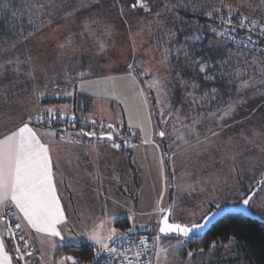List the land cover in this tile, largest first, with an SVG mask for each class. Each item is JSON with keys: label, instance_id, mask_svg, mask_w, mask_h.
<instances>
[{"label": "rangeland", "instance_id": "rangeland-1", "mask_svg": "<svg viewBox=\"0 0 264 264\" xmlns=\"http://www.w3.org/2000/svg\"><path fill=\"white\" fill-rule=\"evenodd\" d=\"M7 2H18L15 13L20 15H17V18L29 20V13L22 16L24 5L28 0H7ZM47 2L48 0L45 1ZM82 2L83 6L78 7H71L68 4L66 9L68 13H57L56 11H63L59 7L50 8L49 12L53 15L50 17L45 15L44 26L40 27V22L36 21V28L30 25L28 34L21 31L16 38H9V35L0 33V66L5 65L8 59L14 61L16 56L23 59L31 55L36 69V79L33 81L24 75L26 66H21L17 87L11 90L7 100H0V130L5 131V125L11 127L13 123L19 122L22 115L26 118L29 111L35 116L37 114L35 110L38 108H53L51 105L47 106L48 103H40V98L44 95H33L34 88H38L39 92L49 96L63 95L62 93L69 92V88H72L73 93L77 91L91 94L93 102L101 104L102 107L112 104L113 109L117 111V115L114 114L115 118L122 120V116L124 120H127V125L131 121V124L138 128L134 130L138 136L137 143L148 145L143 147L138 158L134 151L135 147L132 146V157H129L132 167L129 173L126 158L114 157L115 166L113 176L110 174V177H118L119 182L111 178L115 185L114 189L109 185L112 196L109 195L107 200L103 199L104 204L107 203V212L104 209V213H95L94 204L93 206H87L86 203L80 205V210L69 217L67 230L71 231L68 234L78 236L80 233H85L91 229L93 223L99 224L102 219L111 215H116L118 219L125 217L127 220L131 215L134 216L137 225L132 234H146L148 246L152 248V241L158 233L157 222L161 216V208L170 210L171 221L182 224L196 223L200 221L202 215L206 214L205 209L211 210L216 204H220L221 207L234 204L239 200L236 188L246 189L252 181L262 178L261 174L264 173V143H262L264 141V88L258 85L256 88L238 92L236 89L242 80L237 78L236 82L230 83L231 90H235L232 98L221 101L215 96V99L209 101L204 97L205 91L192 88L195 82H186L180 77L178 71L170 70L175 65L173 62L172 67L168 66L172 53L165 61L163 50L169 46L168 36L175 31L163 22L164 17L168 15L162 14L160 18L155 16V11H160L162 7L152 3V13L124 7V15H121L119 6H114V0H82ZM241 2L247 5L246 13L244 10H241V13L250 17L254 14L256 6L260 4V0H190V5L192 12L201 10L204 13L223 3L232 4L235 9ZM4 4L0 1V6ZM260 11L264 12V7H261ZM12 20L15 18L13 17ZM165 26L172 31L164 32L162 34L165 36L164 39H158L157 33L161 27ZM25 37L27 39H24ZM4 40H8L9 43H3ZM13 41L18 42L16 51L10 47ZM60 45L65 47L61 48ZM5 49L8 50L5 51ZM173 55L179 65L186 63L183 56L178 58L174 51ZM254 57L259 59L256 55H250L248 61L250 62ZM189 63L191 65V62L187 61L188 65ZM129 65H133L131 71L128 68ZM233 65L237 68L241 67L235 59ZM14 67L15 64L8 66L9 79H13ZM65 68L75 80L74 84L65 80ZM3 71L4 69L0 67V72ZM229 71L232 69L230 68ZM260 71L261 65L256 64L247 69L241 68V75L243 80H248L249 77L258 78ZM80 72L86 73L83 77V85L80 83ZM142 72L146 74L141 75ZM157 78L162 85L159 92L149 87L153 79ZM139 79L143 89L139 85ZM8 82L9 80L0 78V93ZM234 83L238 86H234ZM175 88L178 90V103H174ZM255 89H259L258 95H254ZM235 101H242V105L244 103L246 105L241 110L236 108L235 114L228 117L231 121H227L226 127L234 128L236 130L234 134L227 135L224 131L216 132L218 135L211 136L208 143H198L208 137L210 130L204 117L212 116L213 110L221 109L222 111L223 107ZM56 104L58 108H63L65 105L64 103ZM57 112L56 110L54 113ZM162 113L166 122H162ZM235 115H237V121L232 125ZM87 117L97 119L101 123L107 121L101 118L102 116L88 115ZM111 119L114 118L111 117ZM194 121L196 123L193 125ZM184 125L193 126L194 131L190 133L189 128ZM37 127L47 130L49 128L56 134L58 131L49 126ZM141 127L143 131L140 130ZM161 130L166 132L164 137L158 135ZM78 132L77 128H65L58 131L60 136L63 133L67 136L74 134L73 137ZM149 136L154 144L144 143L145 137L149 138ZM256 138H258L257 145L254 141ZM89 139L93 142L110 144L95 137ZM115 139L119 142L117 137ZM157 148L159 151L161 149L162 167ZM214 149H219L218 154L227 158L223 183L215 180L218 176L215 174L218 170L216 166L211 172L208 169L209 153H213ZM257 154L259 158L256 157ZM222 163L223 160L220 179L223 171ZM161 170L166 172V183L160 182ZM161 189L163 195L158 198L157 195ZM262 205H264V193L257 197L250 211L257 213V210H260L261 212L257 214L264 218ZM114 222L109 219L108 226H115ZM128 222L131 226V221L128 220ZM172 236V239L163 242L164 247H167L169 243L176 245L175 235ZM180 239L184 240L183 245L176 247L169 254L167 264H242L234 259L232 251L223 248H217L213 253L207 250L203 254L197 253L195 257H189L187 255L190 251L187 248L188 239L182 237ZM62 244L64 242L58 240L55 247L50 241L42 245L40 258L39 252L37 255L35 250L38 260L32 259L31 256V264H53L54 261L61 264L65 261L64 256L55 255V252ZM30 250L33 252V248Z\"/></svg>", "mask_w": 264, "mask_h": 264}, {"label": "snow or ice", "instance_id": "snow-or-ice-1", "mask_svg": "<svg viewBox=\"0 0 264 264\" xmlns=\"http://www.w3.org/2000/svg\"><path fill=\"white\" fill-rule=\"evenodd\" d=\"M117 5L121 15H124V7L143 10L146 13L153 12V5L150 0H130V2L129 0H114V6ZM156 6L162 7L167 12L187 7V4L182 5L171 2L170 5L164 0H156ZM4 7H8V5L5 4ZM24 7L27 8L29 13V24L36 28V21H39L40 27H43L44 16L46 14L49 17L52 15L49 12L50 8L59 7L61 10H65L68 5L64 4L63 0L59 5L55 3V0H48L47 3L40 2V0H28ZM261 7H264V0H260V4L256 6L251 17L241 13V10H244L245 13L247 10V5L243 2L235 9H233L232 4L227 3L211 8L203 15L211 24L215 25V27L206 26L213 35V39L208 40L207 45H200V42L207 38L200 26H197L191 36H186L183 42L176 39V32H172L168 36L169 46L163 50L165 61L174 51L178 58L183 56L186 61L190 60L192 64L199 65V72L204 74L207 80H215L218 71L220 78L227 80L228 83L234 82L237 78L242 80L236 89L238 92L256 88L258 85L260 88H264V12L260 11ZM234 14L239 16L238 20L233 19ZM12 15L15 16L16 13L13 12ZM161 15L162 13L159 10L155 11L157 18H160ZM181 23L185 22L181 21ZM242 33L244 34L242 35ZM29 35H32V33H29ZM3 43L8 44L9 41L4 40ZM17 43V41L11 42L10 47L13 51L17 50ZM198 46L201 47L200 55L196 54ZM60 47L64 48L65 45H60ZM204 48H207L208 52H204ZM7 50L5 49V51ZM213 51L216 53L215 56L212 55ZM256 53L259 54V59L254 57L249 62L248 57ZM234 59L237 64L241 65L240 68L233 65ZM13 64H15L12 69L13 79H9L7 69L8 66ZM256 64L261 65L259 77H249L248 80H243L241 68L247 69V67ZM21 66H26L24 72L26 78L35 81L36 69L31 55H27L23 59L16 56L14 61L8 59L5 65L0 66L4 69L3 72H0V78L9 80L8 84L3 86L0 100H7L11 90L17 87ZM128 68L131 71L133 65H129ZM230 68L232 71H229ZM208 73H211V75ZM85 74V72L79 73L81 85L84 83L83 77ZM145 74L146 72L141 73V75ZM64 78L70 83H75L67 68L64 70ZM149 87L155 88L159 92L162 87L161 81L158 78L153 79ZM198 87L196 84L192 85L194 90ZM216 93L217 89L213 88L211 93L205 92L204 97L211 101L215 99ZM44 94L39 92L38 88L33 89V95L42 96ZM62 94L71 96L73 93L64 92ZM240 103L242 101L229 103L222 111L218 110L216 113H211V115L220 120L231 117L236 111L237 104ZM145 104H147L146 99ZM35 111L37 113L35 116L29 111L26 118L22 115L18 123H13L11 127L5 125V131L0 133V226H2L0 227V264H31L32 252L29 251V248L31 247L30 237L33 232L43 235L45 239L41 240L42 244L50 237H58L61 242L66 239L63 228L68 224V217L57 193L50 149L47 144L42 142L41 134L31 126L34 123L43 122L45 116L48 120H51L56 110L53 108H38ZM161 116L162 122H166L163 113ZM148 122H151L150 117ZM195 123L194 121L193 125ZM91 124L95 126L96 121L92 120ZM106 127L107 131L102 132L99 137L96 136L95 131L86 132L83 128L76 135L95 137L98 140L110 142L112 149H120L121 143L115 139L120 133L115 130L111 123ZM129 127H132L131 121ZM184 127L189 128L190 133L194 131L193 126L184 125ZM140 130L143 131V128L141 127ZM52 134L55 135V133ZM158 135L164 137L166 132L161 130ZM216 135L218 133H211L212 137ZM208 141L209 137H205L204 141H198V143L206 144ZM149 142V140L144 141V143ZM98 155L99 153H97ZM261 176V179L252 181L246 189L236 188L239 203L244 208H250L257 197L264 193V173ZM113 179L119 182L118 177H113ZM101 195H104L103 191H98L97 196ZM104 207L107 212V205ZM223 210L220 204H216L215 208L204 210L206 214L202 215L200 222L182 224L170 222V210L161 208V219L157 222L158 233L152 241V248H149L144 237H140L138 240L131 238L130 234L134 233L137 227L135 218L131 215L128 216L131 226L127 229L121 230L115 226L109 227V219L112 221L118 219L116 215H111L102 219L99 224L93 223L89 231L78 235L84 236L90 242L91 259L88 264H167L169 254L176 247L183 245L184 240L180 239L181 237H189L191 234L204 229ZM140 227H144V225H140ZM25 229L28 231L26 232ZM172 234H175L176 245L169 243L167 247H164L163 242L172 239ZM77 238L78 236H68L67 240L72 242ZM225 239L228 243L221 242L219 245L216 240H213L208 248L209 253H213L218 247L231 251L235 236L229 235ZM12 240L16 241L15 256L11 255L12 249L7 243V241ZM203 252L204 249L200 248L188 251L187 255L195 257L197 253L203 254ZM68 259L73 258L68 257ZM53 264H58V262L54 261ZM73 264H82V261L73 260Z\"/></svg>", "mask_w": 264, "mask_h": 264}, {"label": "crops", "instance_id": "crops-1", "mask_svg": "<svg viewBox=\"0 0 264 264\" xmlns=\"http://www.w3.org/2000/svg\"><path fill=\"white\" fill-rule=\"evenodd\" d=\"M0 1H2V0H0ZM45 1L46 0H40V2H45ZM151 1H153V0H151ZM181 1L182 0H164V2L170 3V5H171V2L178 3ZM63 2L66 5L69 4V6H71V7L83 6L82 0H79V1L78 0H63ZM55 3L57 5H59L61 3V0H55ZM153 3L156 4V0H154ZM56 12L57 13H61V12L64 13V12H66V9L63 11H56ZM66 13H68V12H66ZM17 15H20V14L16 13L15 16H17ZM24 15L25 16L27 15V12H25V10H24V14H22V16H24ZM11 16H13V15L11 14ZM44 20H45V16H44ZM140 79H139V85L143 89L142 85L140 84ZM234 82H236V80H234ZM234 86H238V84L234 83ZM71 89L72 88H69V92H72ZM255 92L256 93L254 95H256V94L258 95L257 89H255ZM81 93H85V92H81ZM85 94H89V93H85ZM89 95L92 97V106H91L90 111L88 112V115H93L95 117L102 116L101 118H104L105 120H107L106 122H112L113 124L119 123V125L122 124V125L126 126V128L129 130H133V131L135 129L138 130V128L135 125H132V127L130 128L129 125L126 124L127 120L126 119L124 120L122 116H121V118H122V120H124L123 123H122V120H120V118H115L114 114L116 113V115H117V111H115L113 109L112 104H110L106 107H102L101 104H98L97 102H93V96L91 94H89ZM251 96L253 98V94H251ZM253 100H254V98H253ZM256 101H254V102H256ZM56 103H58V102H51V103H48L47 106H50V105L53 106V109L57 110L59 113H66L68 111L67 110L68 109L67 103H64L65 105L63 106V108H58L57 107L58 105ZM59 103H61V102H59ZM245 105H246V103H244L243 105H242V103H240V104H237L236 108L238 110H241V108L244 107ZM45 108H47V107H45ZM45 108H43V109H45ZM97 108L99 109V111ZM144 109H145V105H144ZM219 110H221V109H219ZM217 111L218 110H213V112H211V113H214ZM111 117H113L114 119H111ZM212 117H213V119H212ZM204 118L207 120V121H205V123L208 124V127L210 129L208 131L209 132V134H208L209 138L211 137L212 132L224 131L225 133H227V135H232V134H234V131H236L234 128L233 129L232 128L227 129V127H226L227 121H231L230 118H228V117H225L222 120H220V119L215 118V116H213V115L212 116L207 115ZM236 118H237V115H235V119L233 120L232 125L234 124L235 121H237ZM31 126L36 128V130L41 134L42 142L49 146L51 161H52V164L54 166L53 172H54V180H55L56 187H57V193L61 199L62 206L66 210L68 222L70 221L69 217L72 215H75V213H76L75 211L80 210L79 206L84 204V203H86L87 206L88 205L93 206V204H94V207H96L95 213H100V212L104 213V209H105L104 206L107 203L104 204L103 199L107 200L109 198V195L112 196V191L110 190V186L111 187L115 186L113 180L111 179L113 177H110V174L113 176V168L115 166L114 157L117 156L121 159L126 158L127 166H128V173H129L131 171V167H132L130 165V159H129V157H132L131 154H132L133 150L131 148L135 147L136 150L134 149V151H135L136 156H137L136 158H138L139 154L144 149L143 147L148 145V144L139 145L138 143L133 145V147H132V145L128 146V147L123 145L120 147V149L117 150V149H112L110 144H108V143L93 142L92 139H89L86 136L82 137V136L75 135V137H72L74 134L73 135L70 134L69 136H67L63 133H61L62 135L60 136V134L58 133V131H60V130H58V129H57L58 131L56 134L53 130H50L49 128L47 130L46 128L39 129V127H37V125H31ZM153 131H155V129H153ZM2 132H4V131L0 130V133H2ZM52 133H55V135H53ZM135 133L137 134V132H135ZM250 134H252V132ZM61 137H63V138H61ZM150 137L151 136H149V138L145 137V139L149 140L151 144H154L153 139H151ZM254 141H255V145H257L258 138H256ZM262 143H264V141ZM245 145H244V147H245ZM218 151H219V149L218 150L214 149L213 153H209V159H208L209 168L208 169L211 172L214 169V167L216 166V168L218 170H217V172H215V174L218 176H216L217 178H215V180L219 181V183L220 182L223 183V182H225V175H226L225 168L227 167V158L223 157L224 155L221 156V154H218ZM255 151H254V153H255ZM160 152H161V149L159 151V148H157V154L159 157V162H160L161 167H162L163 161H161L162 156L160 155ZM97 153H99L98 156H97ZM256 157L259 158V155L257 154ZM109 158H111V159L109 160ZM222 160H223V163H222L223 164V171H222V178L220 179V177H221V161ZM133 162L135 163L136 161H133ZM121 168L122 167H120V169ZM165 173H166L165 171L161 170V178H160L161 183H166V174ZM113 189H114V187H113ZM98 191H103L104 195H101L98 197L97 196ZM161 193H162V189H161L159 195H157L158 198H160ZM88 213H92V211H88ZM68 225H69V223L67 224V226ZM67 226H64V228H63V234L66 237V239L63 241L64 244L76 243L79 241H85V242L90 243L89 241H87V239L84 236H79V235L75 241L69 242L67 240L68 236H77V235L68 234L69 230H67ZM0 227H2V226H0ZM25 231L27 232L28 230L25 229ZM43 239H45V238L43 237L42 234H37L35 232H33L32 236L30 237L31 248H33L34 253L36 250L37 255L39 252V258H40L41 253H42V249L40 248L42 245L48 244L50 241V242H52V245H54V247H55L56 244L58 243V240L60 241V239L58 237H50V238H47L45 240V242L42 244L41 240H43ZM38 249H40V251ZM56 252H55V255H57ZM11 255L15 256L16 255L15 251L11 252ZM32 259H34L36 261L38 260V258L35 254L32 257ZM64 260H65V257H64ZM63 262H65V261H63ZM63 262L61 264H63Z\"/></svg>", "mask_w": 264, "mask_h": 264}, {"label": "trees", "instance_id": "trees-1", "mask_svg": "<svg viewBox=\"0 0 264 264\" xmlns=\"http://www.w3.org/2000/svg\"><path fill=\"white\" fill-rule=\"evenodd\" d=\"M2 2L7 4L8 7L5 8V4L3 6H0V33L9 35V38H16V36L21 31L25 33L27 32L28 34V31L31 29L30 24H28L29 20H25L23 18L18 19L17 16H11L13 12H16L18 2L10 3L7 2V0H2ZM153 2L154 0H150L151 4ZM178 4H187V7H181L176 11L167 12H165L163 8L160 9V12L162 14L168 15V17H164L165 21L163 22L171 26V28L177 33L176 39L180 42H183V39H185L186 36H191L196 30L197 26H200L203 29V34L207 37L205 40L200 42V45H207L208 40L213 39V35L208 31V27L206 26H212L214 24H211V22L203 15V12L201 10L192 12L193 9L190 5L189 0H182L181 2H178ZM24 10L28 13L27 8H24ZM233 16L234 19H239L238 15L234 14ZM13 17L15 18V20L11 21ZM181 21H184L185 23H181ZM169 31L172 30L168 29L166 26L163 28L161 27L156 36L158 39H164L165 36H163L162 34ZM243 34L244 33H242V35ZM203 51L208 52V49L204 48ZM196 54H201L200 46L197 47ZM212 55H216L215 51L212 52ZM253 55L259 57L258 53ZM187 61L183 65H179L177 63L178 61H175L172 52L169 58L168 66L171 65L172 67L173 62H175L174 67H172L170 70L178 71L180 77L186 82H195L196 85L199 86L198 88H196L199 91L211 93V90L215 88L217 89V93L215 96H217L221 101H225L226 99L233 97L235 90H231L230 83H228L227 80L220 78V74L218 71L216 72L215 80H207L205 79L204 74L199 72V65H194L192 63L191 65L190 63L188 65ZM208 74L211 75V73ZM174 94V103H178L179 100L177 99V88H175ZM51 102L67 103L68 111L66 113L72 115L77 120H80L88 116V112L90 111L92 106V97L89 94L74 92L71 96H49L44 94V96L40 98V103L45 104ZM33 125H36V123H34ZM121 126L123 128H126V126L122 124ZM237 203H239V200L234 202V204ZM248 209L250 211V208ZM257 211V213L261 212L260 210ZM257 213H252L250 211L251 216H246L243 213H228L218 218L204 233L188 239L187 248L190 250H198L200 248H203L204 251H207L210 243L213 240H216L218 244L221 242L227 244L228 241L225 238L229 235H234L235 242L232 246L231 251L234 254L235 260L240 261L242 264H264V218H262V216ZM114 225L121 229H126L130 226L128 220L125 217L117 219L114 222ZM7 243L8 246L12 249L11 252H14L15 249L13 241H7ZM89 245L90 243L85 241L66 243L60 245L56 253L57 255H62L64 257L70 256L73 258H78L88 263L91 259ZM218 249H220V247H218ZM34 254L35 253L33 252V255Z\"/></svg>", "mask_w": 264, "mask_h": 264}, {"label": "built area", "instance_id": "built-area-1", "mask_svg": "<svg viewBox=\"0 0 264 264\" xmlns=\"http://www.w3.org/2000/svg\"><path fill=\"white\" fill-rule=\"evenodd\" d=\"M234 19V16H233ZM237 20V19H234ZM211 27H215V25H212ZM94 119L91 118H83L80 120H77L76 118H74L72 115L67 114V113H54L53 117L51 118V120H48L47 116H45V120L43 122L40 123H36V125L38 126H49V127H53L59 130V128H77L78 131L80 132L81 128L84 129V131L88 132V131H95L96 135L101 134L102 132L107 131V125L109 124V122H105V123H101L98 120L95 119L96 124L95 126H93L91 124V121ZM113 124V123H111ZM115 130L120 133V135H117L116 137L119 139V143H121V146L128 144V146H133L137 143L138 141V136L137 134L133 131V130H129L127 128H123L121 125H115L113 124ZM62 131V130H60ZM73 137V136H72ZM140 237H144L145 240L148 243V237L146 235L143 234H131V238L133 240H138V238ZM14 243V249L16 246V241L12 240ZM31 248V247H30ZM29 248V251L31 252ZM33 252H32V257H33ZM68 257L70 256H65V262L63 264H73V260H80L78 258H73V259H68ZM82 264H88L84 261H82Z\"/></svg>", "mask_w": 264, "mask_h": 264}, {"label": "water", "instance_id": "water-1", "mask_svg": "<svg viewBox=\"0 0 264 264\" xmlns=\"http://www.w3.org/2000/svg\"><path fill=\"white\" fill-rule=\"evenodd\" d=\"M59 130H63V128L61 127V128H59ZM96 136L99 137L100 134H98V135H96ZM86 137H88V136H86ZM88 138H92V137H88ZM125 146L128 147V144L125 143ZM222 208H223L224 210H223L222 212H220L216 217H214V218L211 220V222H209V223L207 224V226H206L204 229L200 230L199 232H196V233L191 234L189 237H186L185 239H190V238H192V237H194V236H196V235H199V234L204 233L206 230H208V228L211 226L212 223H214L218 218H220V217H222V216H224V215H226V214H228V213H243V214L246 215V216H251L249 209H248V208H244L243 206L240 205V203H237V204H231V205H225V206H223ZM167 210H168V209H167ZM169 213H170V212H169ZM160 219H161V216H160L159 220H160ZM159 220H158V221H159ZM170 222H172V223H177V222H174V221H171V220H170ZM199 222H200V221H199ZM157 232H158V227H157ZM172 235H175V234H172ZM182 238H183V237H182Z\"/></svg>", "mask_w": 264, "mask_h": 264}]
</instances>
